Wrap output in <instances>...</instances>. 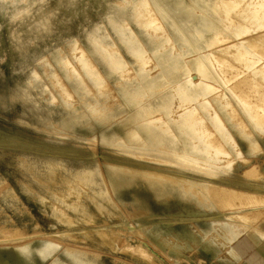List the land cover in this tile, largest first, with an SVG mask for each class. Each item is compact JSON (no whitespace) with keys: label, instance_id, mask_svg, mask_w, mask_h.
<instances>
[{"label":"rangeland","instance_id":"1","mask_svg":"<svg viewBox=\"0 0 264 264\" xmlns=\"http://www.w3.org/2000/svg\"><path fill=\"white\" fill-rule=\"evenodd\" d=\"M222 1L161 0L172 11L181 4L191 10L194 18L183 23L184 36L176 34L165 17L160 16L147 25L148 35L136 26L135 21L127 19L125 23L134 28L147 49L150 64L146 62L144 67V63L128 53L108 19L114 13L124 15L128 8L130 12L134 0H0V135L6 139L0 143V224H9L13 219V223L22 226L19 230L26 227L19 236H23L22 239L0 240V250H13L14 253L20 247L32 248L26 256L12 257V264H174L157 246L162 242H157L151 235L159 238L168 233L167 226L155 224L151 228L147 225L155 204L175 205L180 211L195 214L197 221L199 206L202 210L210 206L211 212L214 204L224 213L229 212L225 220H218L214 225L211 230L214 233L209 232L205 237L210 246H219L226 251L224 261L234 258L233 242L237 237L245 236L246 228L239 222L245 223L241 212L247 204L236 209L227 208L218 203L214 191L220 194L218 187H231L227 185L231 177L239 175L251 164H258L264 171L261 162L251 158L252 155L263 156L264 131H258L221 79L217 59L224 55L219 48L224 44L222 38H227L228 42L238 40L235 31L240 27L254 28L252 42L261 44L264 30H259V26L264 19L255 21L236 14L239 9L253 7L257 0H242L233 3L232 8ZM227 10L231 12V19L226 18ZM100 22L112 42L111 48H118L127 61L125 71H112L91 51L85 32ZM208 22L215 23L214 27L222 33L204 34L202 29ZM208 36L213 40L206 45L210 42L206 39ZM75 43L77 47H74ZM263 45L260 47L264 54ZM80 52L88 54L102 72L103 87L89 81L86 68L76 56ZM236 53L233 49L230 55L235 64L225 69L230 76L243 66L236 63ZM197 58L204 61L214 76L210 81L219 91H213L209 99L234 134L242 154L214 127L211 110L202 104L205 96L197 85L207 78L196 67L194 61ZM76 71L88 82L87 88L82 87ZM241 87L238 89L247 91L250 96L258 94L246 85ZM221 89L229 94L228 98ZM181 91L191 97L182 96ZM190 107L201 113L199 123L212 124L214 133L225 142L231 156H227L232 162L230 166L222 168L221 164L229 160L225 154L208 148L204 139L195 138L182 125L181 113ZM235 107L241 119L237 115L235 119L232 112ZM163 120L167 121L166 126ZM114 135L121 139L120 146L109 143ZM255 140L261 147L253 148ZM80 144L96 153L104 179L94 186L99 191L107 190L103 198L115 206L110 207L111 210L98 211L92 193L83 187L78 200L86 207L88 219L73 213L62 201L68 187L63 168L58 167V172L51 177L44 170L32 169L27 162L31 156L24 158L20 154L23 150H31L66 155L69 152H65L62 145L73 148ZM143 154L151 157L144 158ZM157 157L164 160H157ZM110 162L124 164L125 169L112 166ZM137 167H161L173 176L185 174L194 188L211 182L214 184L211 188L217 191L200 188L202 191L198 193L197 189L180 187L172 181L147 177ZM11 191H14L13 195ZM55 209L65 213V218L70 216L69 223L59 220ZM260 209L251 212H261L257 226L264 215ZM100 227H105L109 236L95 231ZM112 233L118 235V242L111 237ZM125 241L141 244L158 263L119 249Z\"/></svg>","mask_w":264,"mask_h":264},{"label":"bare ground","instance_id":"2","mask_svg":"<svg viewBox=\"0 0 264 264\" xmlns=\"http://www.w3.org/2000/svg\"><path fill=\"white\" fill-rule=\"evenodd\" d=\"M241 1L242 0H223L222 2L228 4L231 7L233 5V3L236 4V2L239 3ZM254 1H256V0H254ZM180 3H182V2H180ZM134 4L135 5H133V8H131L130 12H129V8H128L124 15L120 14V13H114V14L108 16V19L110 21V24L114 28V32L116 33L118 38L124 43L125 47L127 48L128 53L130 55L134 56L142 64L144 63V67H145L147 65L146 62H148V59L146 57L147 49L144 46V43L139 39L134 28L132 26H130V24L125 23V21L127 19L135 21L136 26H138V28L144 34L148 35V32H147L148 26L147 25L150 22L155 21L156 19H159L160 16L165 17L170 22V25L173 27L174 32L178 35L184 36V33L186 30H185L183 23H185L186 21L192 20L194 17H193L191 10L186 9L185 7H182V4H181V7L176 9V11L170 10L168 7H166L163 4V2H161V0H134ZM230 13H231L230 10L226 11L225 15H226L227 19H231ZM236 14H237V16H241V18L248 17L250 19H254L255 21H258L260 18L264 19V0H257L254 3L253 7L251 6V7H247L246 9L245 8L239 9L236 12ZM239 22L243 23L241 19ZM239 22L236 24L239 25L240 24ZM101 24H103V23L102 22L95 23L91 27L86 29L85 36L89 42V45L91 47V51L94 54L98 55L107 64V66L112 71H116V72L117 71H125L127 69V61L125 60V58L122 57L123 55L120 54L121 52L119 53L118 48L117 49L111 48L112 42L109 40L108 35L103 32V26ZM214 26H215V23H212V22L206 23V25L202 29L204 34L205 33L208 34L211 32L213 33L214 31L222 33V31L216 29V28H218L217 26L216 27H214ZM157 28H159V27L157 26ZM160 28H161V26H160ZM196 28H198V27H196ZM259 28H260L259 30H264V22L262 23V25L259 26ZM252 29H254V28H251V27H246V28L240 27V29L238 28L235 31V33L239 37H238V40H236L237 38L232 39V40H235L234 42H228L227 38L223 37L222 38L223 42L222 41L221 42L224 44H222L219 48L222 50L224 55L221 58L217 57L218 58L217 60L220 62L219 65H220V77H221V79L226 84V86H228L230 92L234 95V97L237 98L239 103L242 105L243 110L245 111L246 115L253 122L254 126L258 129V131H264V104H263L264 103V54H263V50L261 48L262 47L261 44L263 45L264 40L263 41L261 40V42H262L261 44H259L260 42L258 43V41H257V43L252 42V40L254 38L253 37L254 35H251ZM105 32H107V31H105ZM260 38H262V37L260 36ZM206 39L210 40V42L207 41L208 43H206V45L211 44L213 38L211 39V37L208 36V37H206ZM229 40H231V39L229 38ZM221 42H220V44H221ZM154 46H155V44H154ZM74 47H77L76 43L74 44ZM253 48H256V51ZM233 49L237 51V53H236V55H237L236 61L237 62L236 63H238V64L240 63L239 66L241 64L243 66L241 65L242 67L240 66L241 67L240 68L237 64V68H240V70H237L234 76H230L231 74L230 75L227 74L228 71H226L227 70L226 67L228 68L229 66H233V64H235V62L230 57L231 51H233ZM261 50H262V52H261ZM76 56L78 57L80 64L86 68V72H87V76L89 78V81L91 83H93L94 85H97L99 87H103L102 85H103L105 78H104L102 72L100 71V69L93 63L90 56L84 52H82V53L80 52V54H77ZM210 59L214 60V58H210ZM194 62H195L196 67H198V69L202 73H204L205 78H207L204 80H200L198 85H197V88L205 96V100L202 102V104H204L208 109L211 110V112H210L211 116H212V122L211 123L214 125L215 128L220 130L234 146H237L238 153L242 154L243 151L240 148L237 139L235 138L234 134L230 130L229 126L224 121L222 115L216 110L213 103L209 99L210 95L213 93V91L214 92L217 91V93L219 91L217 89V85L215 86L212 83V81H210V79H214V76L210 73L209 69L206 67L204 61L201 58L195 59ZM148 63L150 64V62H148ZM75 74L78 77V79L80 80L82 87L87 88L89 84L83 78V75H81L78 71H76ZM234 82H237V83L235 85H232ZM242 85H246L247 87H249V89L255 90L256 93H258V94H255V95L253 94L252 96H250L247 93V91H243L242 89H238V88H242L241 87ZM181 94H182V96H185V97H191V95H188V93H186L185 91H181ZM222 94H224L228 98L229 94H227L226 91L222 90ZM253 97H255V99H251ZM191 103H192V101H191ZM35 104H37V103H35ZM179 104L177 103V105H179ZM234 109H235V111H234ZM234 109H232V112L234 113L233 115H234L235 119H236V115L239 116V118L241 119L242 116H241L240 112L236 109V107ZM201 117H202V115L199 112V110L197 111L196 108L190 107L189 109H187V111H185V112L183 111L181 113L182 125L185 126L187 128V130L189 131V133L192 136H194L195 138L201 137V139H204L205 142L209 145L208 148L216 149V151H218L219 153L225 154V158H228L230 156V152L227 150V148L225 146V142L216 133H214V129L212 128V124L209 125L208 123H205V126H204V123H199L198 119H200ZM237 119H238V117H237ZM163 122H165V126H166L167 121L163 120ZM243 122H244V120H243ZM119 140H121V139H118V137L116 135H114V136H112V139L109 143L113 146H120L121 142ZM5 141H6V139L0 135V143H3ZM145 143H147V141H145ZM159 144H161V143H159ZM50 145H53V144L51 143ZM65 145H62V147H63L62 149L64 151L66 150L69 152L66 155L56 154L55 152L41 153V152H35V151H31V150H23L20 152V154L24 158H26L27 156L28 157L31 156V158H29V161H27V162H29L32 169H36V170H40V171L44 170V171L48 172L47 174H49V176H51V177L55 176V174L58 172V170H59V169L57 170L58 167H61L65 170V173L67 175V176H65V179H66V182L68 183V185H67L68 187H67V191L65 193H63L64 196L62 197V199H63L62 201L65 204V206L68 207V209L72 210L73 213L74 212L78 213L81 216H83V218H86V219H88V217H89L88 213L86 212L87 211L86 207L83 204H81L80 201L78 200V196L81 193V190L84 189L83 187H86V190L88 189V191L90 193H92L94 201H95L94 204H95V207L97 208L98 211L101 212V211H105L106 209L111 210V208L114 206L113 203L109 200L107 201L106 199H104L105 197L103 198L104 193L107 190L105 191L104 189H101V191H99L94 186L95 184H99V183L101 184L103 182V179H104L103 178L104 173L101 169V165H100L98 159L96 158V153L92 150L83 148L81 146V144L76 145L73 148H68V146H65ZM161 145L164 146L163 144H161ZM256 146H257V148L261 147V143L258 140H255L253 143L254 149H256L255 148ZM56 148H58V147H56ZM141 150H143V149H141ZM141 152H143V151H141ZM143 157L144 158H150L151 156L149 154H143ZM156 159L160 160V161L164 160V158H160V157H157ZM228 159H229L228 162L224 163L223 165L221 164V167L222 166H230V164L232 162H231L230 158H228ZM110 164L112 166H118L122 169H125L124 164H120L117 162H110ZM137 169L142 171V173L144 175H146L147 177H155V178L159 177L164 182L172 181L173 183L177 184V186H180V187L194 188L192 183H191V179L187 178L185 176V174L180 173V174H176L177 176H173L172 174H170L166 170L162 169L161 167L160 168L157 167L155 169L137 167ZM63 175H64V173H63ZM239 175L242 176L243 179L264 178V172L256 164L255 165L251 164V165L247 166L242 172L239 173ZM104 181L106 182V180H104ZM213 185L211 184V182H208V183L205 182V183L198 185V187H195L194 189H197L198 193L201 190L200 188H204L205 191L208 190L209 192H211L210 190H216L214 188H211V187H213ZM106 188H107V186H106ZM218 188H219V190L218 191L216 190V191L219 192L220 194H217L214 191L215 197L218 198L217 200L219 201L218 202L219 204L222 203V204H224L223 206H226L227 208L228 207L229 208L235 207V209L239 208L240 205H242V204L244 205L246 203L245 200H246L247 196H248V198H250L253 201H255V199H257V198L254 199L251 195H248L246 192L240 191L239 189L234 188V187H223L222 186V187H218ZM10 194L13 195L14 191H11ZM57 195H58V193H57ZM58 196H62V195H58ZM74 196L76 197V199L73 198ZM261 197H262V195H261ZM258 201L260 202V200H258ZM83 210H84V212H82ZM54 212L57 214L58 219L61 220L62 222L69 223V221L71 220L70 216H68V218H65L63 216V214H65V213H60L61 211L59 212V210L57 211L55 209ZM62 212H63V210H62ZM233 213H235V212H233ZM245 214H247V213L241 214V218L246 220ZM239 215H240V213H239ZM249 218H250V216H249ZM10 220L12 222L9 224H0V240H3V242L9 241V240H15L16 238L23 237V236H21V237H19V236L21 234L23 235L24 229L26 228V227H23L21 230H19L22 226H19L16 223H13V219H10ZM121 222H120V224H121ZM95 226H97V225H95ZM95 231L109 236L108 232H107L108 230H106L105 227L104 228L103 227L97 228ZM32 234H34V233H32ZM65 234L69 235L72 233L66 232ZM109 234H111V233H109ZM97 235H98V233H97ZM111 237L113 239H117L116 242L119 241L118 235L116 233H112ZM121 241L123 242L122 238H121ZM125 242H124V244L122 243L123 245L121 247L118 245L119 249H121V250H123L129 254L139 256V257L146 259L150 262L152 260V262L158 263V261H155L154 258L152 259L148 250L144 246H142L141 244H133L132 242L131 243H128V242L125 243ZM27 248H29V249L26 251ZM27 248L26 247H20L19 249L14 250V253L11 252L13 250L9 251V250L5 249L6 254H5V252L0 250V264H12L10 262V259L12 257L17 258V255H19V254L26 256L27 252L32 250V248H30V247H27ZM32 264H33V262H32Z\"/></svg>","mask_w":264,"mask_h":264},{"label":"crops","instance_id":"3","mask_svg":"<svg viewBox=\"0 0 264 264\" xmlns=\"http://www.w3.org/2000/svg\"><path fill=\"white\" fill-rule=\"evenodd\" d=\"M262 151L263 156H261L262 154L260 156L252 155L251 158H257L264 169V146ZM256 165L259 167L258 164ZM216 167L218 166H214V168ZM227 185L246 192L254 199L257 198L256 201H253L247 196L245 200L247 206L241 214L247 213L245 214L246 220L245 223L239 222L242 228H246L245 236H239L234 240L233 245L236 250L235 254H232L234 258H231L229 262L224 261L227 253L223 254L226 251L221 250L219 246H210L207 242L208 238L205 237L209 232L214 233V230L211 231L214 225L218 223V220H225L224 217L229 212L224 213L225 211L217 208L214 204L211 212L209 211L210 206H208L209 209L203 210L199 206L197 221L195 214L180 211L179 207L175 205L163 207L155 204L154 208L150 210L151 214L148 217L147 225L151 228L155 224L165 225L169 229L168 233L161 234L159 238L150 234L157 242H162V244L157 243V246L166 252L174 264H264V215L260 226H257L261 212L251 213L261 208L260 210L264 214V178L243 179L242 176L237 175L231 177Z\"/></svg>","mask_w":264,"mask_h":264}]
</instances>
